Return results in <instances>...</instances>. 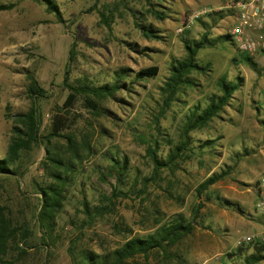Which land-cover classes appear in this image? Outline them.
<instances>
[{
  "label": "rangeland",
  "instance_id": "obj_1",
  "mask_svg": "<svg viewBox=\"0 0 264 264\" xmlns=\"http://www.w3.org/2000/svg\"><path fill=\"white\" fill-rule=\"evenodd\" d=\"M54 1L64 23L35 0H0L13 5L0 11V159L7 156L14 127L20 125L18 115L32 106L29 74L46 91L36 101L41 138L20 151L16 162L20 175H0V202L30 222L39 184L53 182L44 170L48 153L42 137L69 96L66 76L73 86L79 79L93 86L111 85L123 69L124 87L101 102V115L86 108L82 96L70 108V118L77 119L71 134L79 143L88 140L92 154L80 148L82 158L74 164L57 220L58 241L49 251L51 263L73 264L68 252L73 243L74 257L88 264L82 251L107 254L128 239L157 232L183 216L192 227L189 235L125 264H247V255L256 253V243L239 245V240L264 234V219L255 208L257 181L264 174V52L243 61L230 37L219 39L228 35L234 22L235 10L228 7L232 0ZM150 4L164 14V20L148 13ZM199 9L213 11L183 29L187 17ZM137 23L150 26L157 37L147 38ZM205 33L215 40L197 55L206 70L191 74L194 86L182 87L156 123L172 63L184 58L186 40H200ZM151 66L158 68L156 76H136ZM223 77L239 85L229 104L204 129L190 132L191 142L177 167L163 169L143 194L141 180L151 177L154 168L148 147L158 138L157 155L166 159L172 150L168 141H182L188 115L196 105H207L212 95H221L218 83ZM65 143V138H58L51 146L63 148ZM111 159H126L121 182L111 175ZM223 172L227 175L222 180L198 194L204 180ZM115 186L129 196L114 199L109 214L89 223L82 201L104 205L101 196H110ZM241 246L244 251L239 255ZM256 264H264V256Z\"/></svg>",
  "mask_w": 264,
  "mask_h": 264
},
{
  "label": "trees",
  "instance_id": "obj_2",
  "mask_svg": "<svg viewBox=\"0 0 264 264\" xmlns=\"http://www.w3.org/2000/svg\"><path fill=\"white\" fill-rule=\"evenodd\" d=\"M46 5V10L50 14H54L60 23L65 20L59 10V5L54 0H35ZM149 2V0H147ZM12 4H0V11L9 10ZM154 5L150 4L148 13L153 14L156 18L164 20L165 16L162 12L152 8ZM107 26H110L108 20H104ZM143 33L147 38L157 37L153 35L150 26H143ZM230 37L229 35H222L219 39ZM185 56L183 59L174 61L170 67V73L162 87L163 104L159 106V113L156 115V123L165 114L167 107L174 102L178 93H181L182 87L194 86V81L191 74L194 72L202 73L206 69L202 67L197 61L198 52L207 46L215 44V40H210L208 34L205 33L200 40L184 42ZM243 61H251L252 57L246 54L241 55ZM125 71L122 69L121 73L117 72L115 75L120 76L111 85L93 86L87 84L86 79H79V83L73 86L69 83L66 76L64 84L70 89L67 100L62 107L58 109L57 113L52 119L50 132L46 135L47 141L46 151L48 156L43 160L44 170L53 182L39 184L38 188V203L36 212H34L32 221H27L26 217L19 218L13 214L12 209L0 202V264H52L50 250L56 245L58 241L57 220L59 215L63 212L68 193V182L71 173H74V164L76 160L82 158L80 148L86 151L87 154H92L88 140L82 139L79 143L76 137L71 134L73 126L76 124V117L70 118L72 105L78 100L80 96L84 97V106L94 111L96 115H101L103 108L101 102L108 97H113L115 92L124 87L121 78L124 77ZM158 73L156 66L147 67L136 72L138 78L154 77ZM67 74V73H66ZM28 94L32 101L31 108L24 114H19L16 123L20 125L14 127V135L8 146L7 156L0 159V175L7 176L10 174L20 175V167L16 166V162L20 156V151L23 148H28L32 143L38 144L40 137L39 127V111L36 101L45 97V90L39 86L37 79L29 74ZM241 81L239 78L238 82ZM121 84V85H120ZM219 88L221 95H212L209 102L203 108L195 106L188 115L185 123L182 126V141L173 143L172 150L166 159H160L157 155L158 138L154 139L153 145L147 149V154L151 157L154 164L151 177H144L141 180L143 194L147 192V186L151 180H156L160 177L163 169L177 167V160L181 158L183 151L189 147L191 142L190 132L193 130L204 129L210 122L217 118L224 110V107L229 104L232 93L239 87L238 83L234 81H227L225 77L219 80ZM158 130L160 128L158 127ZM64 131H68L66 133ZM58 138L66 139V147L60 148L52 145L53 140ZM209 144V142H206ZM112 165L110 167L111 175L114 174L117 180L121 182V178L126 174V159L114 160L111 159ZM59 172V173H56ZM227 173H216L204 180L198 186V194L201 196L206 192L211 185L216 184L222 180ZM103 177V176H101ZM102 180H105L103 177ZM131 188L129 192H132ZM22 191V190H21ZM23 192V191H22ZM25 196V193H22ZM129 196L128 192H123L120 187L112 188L110 196L102 195L101 198L104 205L90 206L88 202L82 201L85 215L89 223L93 222L97 217H103L113 210L114 199L118 197ZM38 232V234L36 233ZM192 231L191 224L186 222L183 216H179L176 221L170 224L162 225L157 232L145 235L143 237H132L128 239L120 248L114 249L107 254L95 253L91 250L82 251L84 262L88 264H125V262L135 257L136 255L146 256L148 253L156 250L165 249L166 245L177 244L183 237L189 235ZM38 235V237H36ZM256 253L247 255V264H256L263 259L264 243L255 244ZM75 246L72 243L69 248V254L72 256L73 264H80L74 257ZM239 255L243 254L244 248L241 246L237 250ZM232 255V254H231Z\"/></svg>",
  "mask_w": 264,
  "mask_h": 264
},
{
  "label": "built area",
  "instance_id": "obj_3",
  "mask_svg": "<svg viewBox=\"0 0 264 264\" xmlns=\"http://www.w3.org/2000/svg\"><path fill=\"white\" fill-rule=\"evenodd\" d=\"M235 10L234 22L228 35L235 43L240 55L249 56L264 52V0H232L228 5ZM213 10L193 11L186 19L183 29L191 28L194 24ZM182 29V30H183ZM257 198L255 208L264 219V174L257 181ZM264 243V234L254 237H242L238 244Z\"/></svg>",
  "mask_w": 264,
  "mask_h": 264
}]
</instances>
